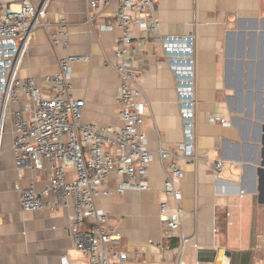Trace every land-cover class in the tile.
Wrapping results in <instances>:
<instances>
[{
    "label": "crops",
    "instance_id": "1",
    "mask_svg": "<svg viewBox=\"0 0 264 264\" xmlns=\"http://www.w3.org/2000/svg\"><path fill=\"white\" fill-rule=\"evenodd\" d=\"M32 1L40 4L43 0ZM152 2L157 30L132 26V65L147 103L142 128L151 150H173L182 140L175 80L163 55L161 38L192 35L196 158L193 163L179 162L183 171L179 180L181 226L176 230L160 219L166 175L156 154L148 166L147 189L117 192L118 176L114 170L110 172L105 183L109 193L98 196L96 205L109 215L112 233L117 236L114 246L127 254V260L117 264H175V249L180 247L183 264H249L253 209L263 203L258 199L256 173L260 169L262 174L264 169V116L257 63L264 0ZM86 6L87 0H45L48 25L29 35L17 76L31 77L45 86L43 77L58 71L60 56H83L73 62L71 72L72 94L84 101L83 121L119 125L116 97L120 78L114 68L119 31L87 28ZM116 8L113 0L110 11ZM60 14L68 22L66 49L50 44ZM26 104V96L21 94L19 101L8 105L0 132V264H61L64 255L70 264H87L67 232L74 212L73 198L55 210L25 211L13 189L16 172L11 112L19 109L28 116ZM213 114L228 124L209 120ZM218 159L222 166L214 176L211 163ZM50 174L43 160L40 169L24 170L20 185L43 191ZM72 175L69 170L66 179ZM53 198L50 192L43 195L44 202Z\"/></svg>",
    "mask_w": 264,
    "mask_h": 264
},
{
    "label": "built area",
    "instance_id": "2",
    "mask_svg": "<svg viewBox=\"0 0 264 264\" xmlns=\"http://www.w3.org/2000/svg\"><path fill=\"white\" fill-rule=\"evenodd\" d=\"M117 8L110 11L113 0H87L85 25L93 31H114L117 44L114 65L120 82L116 97L119 125L98 126L84 122V101L72 94V64L83 56L65 54L58 58V71L45 75V86L33 78H18L17 70L28 48L29 35L38 28H46L45 0H0V132L10 103L27 99L25 116L22 110L11 112L13 123V154L16 180L13 189L18 194L21 208L35 211L55 210L73 198L74 212L69 217L67 232L73 247L86 259L87 264H117L127 260L125 252L117 250L109 215L96 205V198L108 194L105 187L111 171L118 176L117 192L147 189V171L155 154L165 170L163 198L159 202L160 219L170 230L179 229V180L182 176L180 161H195L194 136V38L192 35H166L161 38L163 55L171 71L178 96L183 138L174 149L158 147L151 150L143 131L147 103L138 82V72L132 65V26L157 30L152 0H116ZM53 47L66 49L69 44L68 22L58 15L56 31L50 36ZM211 121L228 124L219 114ZM43 160L51 174L45 190L37 192L32 185L23 187L20 179L25 169L37 170ZM221 160L211 163L213 175L221 170ZM72 171L70 180L66 179ZM52 193L53 200L43 201V195ZM170 202L172 206L170 207ZM171 211V212H170ZM182 239L183 236H181ZM181 249L176 248L175 264H183ZM61 264H70L66 255Z\"/></svg>",
    "mask_w": 264,
    "mask_h": 264
},
{
    "label": "rangeland",
    "instance_id": "3",
    "mask_svg": "<svg viewBox=\"0 0 264 264\" xmlns=\"http://www.w3.org/2000/svg\"><path fill=\"white\" fill-rule=\"evenodd\" d=\"M251 259L249 264H264V201L253 209Z\"/></svg>",
    "mask_w": 264,
    "mask_h": 264
},
{
    "label": "water",
    "instance_id": "4",
    "mask_svg": "<svg viewBox=\"0 0 264 264\" xmlns=\"http://www.w3.org/2000/svg\"><path fill=\"white\" fill-rule=\"evenodd\" d=\"M256 33H253V36H255ZM244 40V39H243ZM261 40V44H259V48H258V53H257V58H258V68L260 70V80H259V86H260V91H259V97L262 99V105H261V109H262V114L264 116V27H262V30L259 32V41ZM253 55L254 52H253ZM262 155L264 158V136H263V143H262ZM262 166H264V161L261 164ZM262 170V174L260 173V169L258 170V172L256 173L258 175L257 177V186L256 189L258 191V199L260 202L264 201V169ZM255 180V179H254Z\"/></svg>",
    "mask_w": 264,
    "mask_h": 264
}]
</instances>
